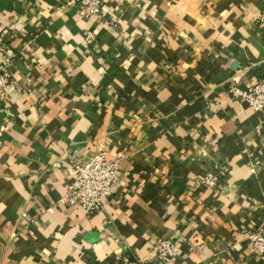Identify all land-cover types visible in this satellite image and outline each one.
I'll return each instance as SVG.
<instances>
[{
  "label": "crops",
  "instance_id": "obj_1",
  "mask_svg": "<svg viewBox=\"0 0 264 264\" xmlns=\"http://www.w3.org/2000/svg\"><path fill=\"white\" fill-rule=\"evenodd\" d=\"M263 13L106 0L86 18L78 0H0L18 87L0 99V264H264L249 241L264 232V111L230 94L264 77ZM100 147L119 179L89 217L60 201L75 157ZM211 175L217 188H195ZM160 239L181 244L176 260L155 255Z\"/></svg>",
  "mask_w": 264,
  "mask_h": 264
},
{
  "label": "built area",
  "instance_id": "obj_2",
  "mask_svg": "<svg viewBox=\"0 0 264 264\" xmlns=\"http://www.w3.org/2000/svg\"><path fill=\"white\" fill-rule=\"evenodd\" d=\"M78 2H80L82 13L86 18L103 15L106 0H78ZM259 21L264 25V13L260 16ZM89 37L93 38L91 34ZM16 89H18L16 82L4 71V68L0 67V99H5L8 91ZM230 94L233 100L248 104L255 112L264 111V77L248 89L234 86L231 88ZM72 177L67 193L60 203L79 207L89 217L104 209V205L112 196L114 186L119 179L116 162L110 159L109 153L104 147L98 148L89 157H75ZM219 182V176L211 175L198 181L195 188L197 190L205 187L217 188ZM23 218L26 221L25 229L33 233L31 231V225L35 222L33 217L29 212H25ZM249 241L253 251L264 256L263 230L253 231ZM181 249V244L173 239H160L153 245L155 255L159 259L167 261L176 260L180 256Z\"/></svg>",
  "mask_w": 264,
  "mask_h": 264
}]
</instances>
